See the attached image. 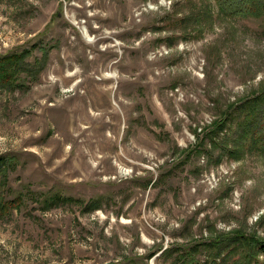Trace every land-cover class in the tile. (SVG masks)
<instances>
[{"label":"rangeland","instance_id":"rangeland-1","mask_svg":"<svg viewBox=\"0 0 264 264\" xmlns=\"http://www.w3.org/2000/svg\"><path fill=\"white\" fill-rule=\"evenodd\" d=\"M257 2L0 0V264H205L217 238L264 240V153L204 133L264 90Z\"/></svg>","mask_w":264,"mask_h":264},{"label":"trees","instance_id":"trees-1","mask_svg":"<svg viewBox=\"0 0 264 264\" xmlns=\"http://www.w3.org/2000/svg\"><path fill=\"white\" fill-rule=\"evenodd\" d=\"M222 13L229 15L247 16L255 13H260V7L257 0H216ZM242 4V7L240 6ZM26 55V54H25ZM15 61L17 59L16 69L22 68V63L25 60L24 55L13 56L9 55L7 60ZM5 61V60H4ZM3 61V62H4ZM0 62V70L1 63ZM9 72L15 71V68H8ZM12 87V85H11ZM232 127H235L233 132L234 137L230 142H221L220 134L223 131H232ZM206 131V130H205ZM205 136L209 139V142L214 145L223 144V150L226 155L231 158H237L241 151L242 145H247L249 148L256 149L264 153V90L244 99L238 104H234L229 107L223 117L210 125L209 129L204 132ZM238 136V137H237ZM11 165L12 162L0 161V165ZM22 197L15 198L14 202L7 201L2 202L1 206L7 208L9 204L17 203ZM61 198L58 196H52L45 198L44 206H54ZM209 248L213 252L211 259L205 264H260L256 259L257 256L262 254L264 256V240H260L253 236H247L244 234L232 233L221 238H217L210 242ZM190 249V248H189ZM170 252V249H165L161 252V255H165ZM176 255L177 260L180 263L193 264V259L187 254V257L182 256V251L173 253ZM226 257V259H225ZM234 257H238L237 260H233Z\"/></svg>","mask_w":264,"mask_h":264}]
</instances>
